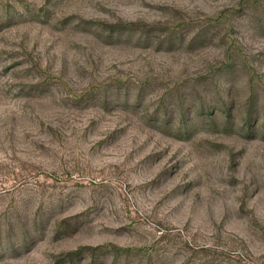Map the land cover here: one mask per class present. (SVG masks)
<instances>
[{
	"label": "rangeland",
	"instance_id": "obj_1",
	"mask_svg": "<svg viewBox=\"0 0 264 264\" xmlns=\"http://www.w3.org/2000/svg\"><path fill=\"white\" fill-rule=\"evenodd\" d=\"M0 264H264V0H0Z\"/></svg>",
	"mask_w": 264,
	"mask_h": 264
}]
</instances>
